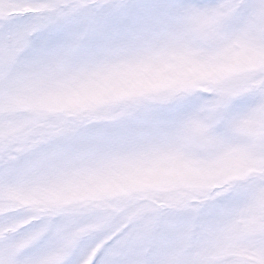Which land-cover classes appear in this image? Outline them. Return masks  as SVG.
<instances>
[{"label": "snow or ice", "instance_id": "snow-or-ice-1", "mask_svg": "<svg viewBox=\"0 0 264 264\" xmlns=\"http://www.w3.org/2000/svg\"><path fill=\"white\" fill-rule=\"evenodd\" d=\"M0 264H264V0H0Z\"/></svg>", "mask_w": 264, "mask_h": 264}]
</instances>
